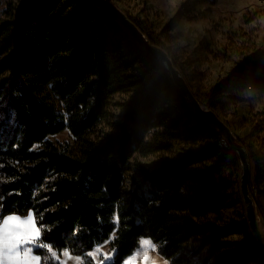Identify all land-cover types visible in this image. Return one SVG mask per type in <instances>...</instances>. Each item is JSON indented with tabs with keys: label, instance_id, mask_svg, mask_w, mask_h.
<instances>
[{
	"label": "trees",
	"instance_id": "1",
	"mask_svg": "<svg viewBox=\"0 0 264 264\" xmlns=\"http://www.w3.org/2000/svg\"><path fill=\"white\" fill-rule=\"evenodd\" d=\"M8 15L0 22L4 216L33 212L38 227L50 229L42 231L45 242L80 255L115 233V264L133 253L141 237H150L171 264H264L248 222L225 219L236 186L241 195L237 153L123 26L92 0H23ZM130 16L184 72L162 33ZM156 68L174 112L161 97L144 92L146 72ZM240 86L264 93V55L219 78L204 104L215 110L222 95ZM130 91L139 95L122 102L112 119L111 97ZM107 119L113 131L103 140L92 138ZM252 127L264 130V110ZM65 129L76 144L50 138ZM178 143L206 145L155 167L138 157L171 151ZM250 157L257 162L251 194L261 196L264 163L253 152ZM133 165L140 179L129 173Z\"/></svg>",
	"mask_w": 264,
	"mask_h": 264
},
{
	"label": "rangeland",
	"instance_id": "2",
	"mask_svg": "<svg viewBox=\"0 0 264 264\" xmlns=\"http://www.w3.org/2000/svg\"><path fill=\"white\" fill-rule=\"evenodd\" d=\"M22 1L0 0V22ZM111 1L127 14L150 21L154 34L162 33L166 47L171 49L177 63L184 68L182 74L202 103L215 82L227 76L233 67L245 65L248 61L264 55V0ZM143 68L140 65L135 67L137 72H141ZM161 72L159 68L146 72L147 87L144 92H152L154 99L156 96L161 97L162 105L174 112L175 101L172 100V95L164 91ZM138 95L136 91L114 94L109 102L112 119H116L122 111V102L134 101ZM262 110L264 93L246 86L236 87L230 93L222 95L215 108L219 117L232 128L237 137H241L242 142L249 145V152L259 156L264 163V130L258 132L252 127ZM112 131L111 120L107 119L101 121L90 136L103 140ZM50 138L58 143H77V139L68 129L53 134ZM205 145L206 143H178L171 151L138 157L147 166L155 167L165 161L180 159L190 148L202 149ZM251 163L254 176L257 169L255 158H251ZM129 173L140 179L136 166L133 165ZM129 182V185L133 186V183ZM236 187L225 210V219L230 222L235 219L247 222L246 205ZM254 199L259 225L264 235V195H256ZM114 235L115 233L110 239L96 245L101 246V252L112 254L111 240ZM147 255L150 257L149 264H171L158 249L149 251ZM129 256L131 254L127 257ZM99 259L101 257H97V260ZM68 264L76 262L69 260ZM136 264H144L143 254L137 257Z\"/></svg>",
	"mask_w": 264,
	"mask_h": 264
},
{
	"label": "water",
	"instance_id": "3",
	"mask_svg": "<svg viewBox=\"0 0 264 264\" xmlns=\"http://www.w3.org/2000/svg\"><path fill=\"white\" fill-rule=\"evenodd\" d=\"M103 12L113 17L130 36L147 52L152 58L166 70L182 96L188 101L193 110L212 124L217 130L223 132L241 162L240 191L246 205V216L250 230L264 251V235L259 225L257 205L251 194L252 163L250 152L245 144L239 140L232 128L223 121L217 112L204 103L194 94L181 70L176 66L169 52L160 44H157L145 34L133 18L118 7L111 0H92Z\"/></svg>",
	"mask_w": 264,
	"mask_h": 264
},
{
	"label": "snow or ice",
	"instance_id": "4",
	"mask_svg": "<svg viewBox=\"0 0 264 264\" xmlns=\"http://www.w3.org/2000/svg\"><path fill=\"white\" fill-rule=\"evenodd\" d=\"M114 226L118 227V222L114 221ZM42 231L50 229L38 227V220L33 212L4 216L0 207V264H68L69 260L76 264H115V248L112 254H108L101 252V246H95L92 251L74 256L67 247L57 250L45 242ZM156 249L157 245L151 238L141 237L137 248L121 264H136L137 257L141 254L144 264H149L150 257L147 253ZM36 251H42L43 257L35 255ZM97 257L101 259L97 260Z\"/></svg>",
	"mask_w": 264,
	"mask_h": 264
},
{
	"label": "crops",
	"instance_id": "5",
	"mask_svg": "<svg viewBox=\"0 0 264 264\" xmlns=\"http://www.w3.org/2000/svg\"><path fill=\"white\" fill-rule=\"evenodd\" d=\"M35 255H39V254H37L36 252L34 253ZM39 256H41V255H39ZM42 257V256H41Z\"/></svg>",
	"mask_w": 264,
	"mask_h": 264
}]
</instances>
